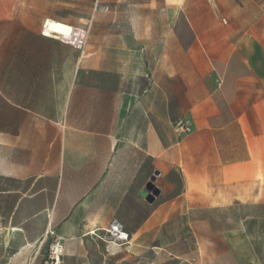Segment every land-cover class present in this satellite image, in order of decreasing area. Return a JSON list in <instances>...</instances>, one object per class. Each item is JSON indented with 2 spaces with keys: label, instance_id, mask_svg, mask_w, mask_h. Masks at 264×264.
<instances>
[{
  "label": "crops",
  "instance_id": "1",
  "mask_svg": "<svg viewBox=\"0 0 264 264\" xmlns=\"http://www.w3.org/2000/svg\"><path fill=\"white\" fill-rule=\"evenodd\" d=\"M238 11L243 10L218 7L211 0L177 7L167 58L162 41L149 39L148 31L142 37L143 26L148 29L142 18L138 38L130 36L128 20L111 18L108 37L91 39L80 55L41 36L37 23L31 25L20 9L0 16V23L10 27L0 49V154L12 153L14 159L12 169L0 175L19 183L9 196V220L26 244L42 251L59 242V264H134L136 241L147 238L150 223L158 221L151 207L161 191L151 204L142 196L150 176L166 168L181 171L180 141L165 144L166 92L172 108L184 104L194 126L210 134L205 164L222 160L234 190L258 187L256 176L264 168L262 67L255 50L241 46L260 40L237 38L244 25ZM180 27L194 37L190 53H197L200 40H208L210 50L204 53L211 56L220 88L195 62L182 69L178 58L184 47L174 32ZM22 33L31 38L22 39ZM155 48L162 53L155 54ZM166 78L172 82L167 90ZM244 127L251 128L249 138L238 146L231 137L244 135ZM213 128L228 131L223 151L215 146ZM6 193L0 190V200ZM113 219L127 233V245L106 246L90 235L102 236ZM4 221L0 213V224ZM136 260L143 264L142 256Z\"/></svg>",
  "mask_w": 264,
  "mask_h": 264
},
{
  "label": "rangeland",
  "instance_id": "2",
  "mask_svg": "<svg viewBox=\"0 0 264 264\" xmlns=\"http://www.w3.org/2000/svg\"><path fill=\"white\" fill-rule=\"evenodd\" d=\"M194 1L198 0H0V16H13L20 9L30 17L31 25L37 23L40 35L47 19L73 27L90 26L88 44L93 38L108 37L109 22L115 16L128 20L127 29L131 37H141L142 18L143 22L148 21V29L142 28V37L148 31L149 39L162 41L167 58L172 52L168 40L172 38L170 28L176 17V8L186 9ZM212 1L218 7L232 5L243 10L237 15L239 22L244 24L239 26L237 38L260 40L253 47H245L243 43L241 47L255 50L262 67V84L259 87L264 90V0ZM222 12L225 13L222 19H225L228 10L223 8ZM28 16L26 21L29 22ZM174 32L184 47L178 58L182 69H188L189 64L195 62L203 75H211L212 86L220 88L218 73L209 60L211 56L204 53L210 50L206 46L208 40H200L194 48L197 53H190L188 47L194 42L192 32L184 27ZM9 33L10 27L0 23V49ZM30 38L22 35V39ZM154 52L160 55L162 50L155 48ZM170 65L166 61V72L171 71V68L167 69ZM170 85L171 80L166 78V90ZM184 85L182 80L181 86ZM165 97V118L166 122L170 121L164 128L165 144L171 146L180 141L181 171L178 173L176 167L166 168L150 176L149 181L161 191L151 207L157 209L158 221L150 223L147 238L136 241L138 250L134 253L138 255H132L133 263L137 258L140 261L142 256L143 264L146 259L148 264H264V168L256 176L259 184L255 190H234V185L228 183L229 176L224 175L222 160L210 167L205 164L204 153L208 149L205 142L210 134L205 133L204 127L194 126L184 104L172 108V96L166 92ZM213 129L215 146L223 151L230 138L228 131L226 128L222 131L221 128ZM250 129L244 127V135H234L231 139L238 140L240 144H237L241 146L243 140L249 138ZM237 144H231V147ZM13 160L12 153H1L0 172L11 170ZM154 167L150 159V173ZM16 185H19L18 181L0 175V190L8 192L0 200V213L5 216L4 223L0 224V264H46L50 261L49 248L38 251L26 244V238L20 235L19 229L14 232L11 228L9 213L13 199L9 196H12Z\"/></svg>",
  "mask_w": 264,
  "mask_h": 264
},
{
  "label": "built area",
  "instance_id": "3",
  "mask_svg": "<svg viewBox=\"0 0 264 264\" xmlns=\"http://www.w3.org/2000/svg\"><path fill=\"white\" fill-rule=\"evenodd\" d=\"M44 26L45 23L42 26V29L44 28ZM89 33H90V26L87 27L71 26L68 34H52L50 37H46V38L57 40L62 44H65L71 47L72 49L78 51L80 55H83L86 50ZM41 35L43 36V31H41ZM187 130L188 129L186 128V131ZM102 232H103L102 236H98L97 231L90 232V235L102 240L106 244V246H111L115 248L127 245L130 241L127 233L123 229L122 224L116 219H113L109 223L108 227L103 229ZM62 252L63 249L61 244L59 242H53L49 247L50 261L49 262L47 261L46 264H52L53 261L56 263L57 259L61 257Z\"/></svg>",
  "mask_w": 264,
  "mask_h": 264
},
{
  "label": "bare ground",
  "instance_id": "4",
  "mask_svg": "<svg viewBox=\"0 0 264 264\" xmlns=\"http://www.w3.org/2000/svg\"><path fill=\"white\" fill-rule=\"evenodd\" d=\"M44 23L45 26L42 31L43 36L45 37H50L52 34H68L71 28L70 25L53 19H47V21ZM58 262L59 258L57 259L56 263L53 262L52 264H59Z\"/></svg>",
  "mask_w": 264,
  "mask_h": 264
},
{
  "label": "water",
  "instance_id": "5",
  "mask_svg": "<svg viewBox=\"0 0 264 264\" xmlns=\"http://www.w3.org/2000/svg\"><path fill=\"white\" fill-rule=\"evenodd\" d=\"M160 195V190L152 185L151 181L145 186L142 196L150 204L154 202L155 198Z\"/></svg>",
  "mask_w": 264,
  "mask_h": 264
}]
</instances>
